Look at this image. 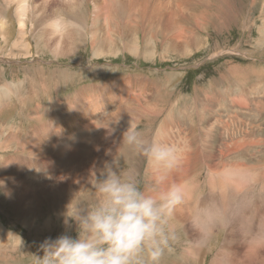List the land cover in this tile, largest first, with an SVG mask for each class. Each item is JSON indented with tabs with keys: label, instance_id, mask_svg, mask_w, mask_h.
<instances>
[{
	"label": "rangeland",
	"instance_id": "1",
	"mask_svg": "<svg viewBox=\"0 0 264 264\" xmlns=\"http://www.w3.org/2000/svg\"><path fill=\"white\" fill-rule=\"evenodd\" d=\"M98 1L94 4L86 0H0V21L7 23V28L0 34V98L8 93L5 106L0 108V137L5 136L0 140V146H11L13 142L7 152L0 150V161L7 164V167L0 166V179L10 178L7 189L11 192L10 197L0 194V264H31L29 254L37 253L45 239L55 240L66 232L75 237L76 224L67 215H71L73 207L80 201L94 202L97 171L105 161L115 157L123 170H135L146 190L153 184L156 177L144 157L129 151L126 146L120 150L113 140L103 151L99 133L95 137V140L100 138L97 142L92 137H85L80 142L83 144L71 154L69 146V149L63 147L57 151L60 156L51 154L48 158L14 151L31 147L27 136L36 140L32 134L34 122L50 112L49 117L56 114L54 106H58L63 117L77 115L81 110L77 100L73 109L68 101L86 87L89 88L87 98L88 92H92L93 99L100 94L97 89L103 91L95 102L107 107L105 115L110 119L116 117L118 123L134 121L135 112L131 109L126 110L129 115H122L111 107L116 100L112 93L119 92H112L114 87L124 86L121 93L126 91L133 76H142L144 82L152 83L155 91L152 97L157 99L154 104L158 107L151 113L156 122L149 120L150 113L147 117L144 114L136 127L149 138L177 143L188 160L182 161L179 169L160 185L163 192L168 186L178 184L185 193V198L177 205L185 219L182 223L174 220L176 213L173 210L171 221L175 225L171 222V228L176 239L173 251L165 256L163 264H264V99L261 103L258 98L259 89L264 85V0H180L186 5L183 9L156 0L154 3L159 1V8L170 16L164 18L159 12L158 20L147 25L151 31L149 37L140 33L143 44L137 57L124 51L115 56H95L94 52L103 37L108 44L126 45L130 36L126 32L124 37L119 35V23L124 26L128 22L138 28L150 23L148 6L144 2L131 5L126 18L114 10V5L113 8L110 6V0ZM135 7L141 14L137 21H133L136 16L130 13ZM109 10L111 14H107ZM58 12L75 19L79 27L73 24L64 31L49 27L48 21ZM106 15L111 18L106 19ZM182 18L188 19L181 24L179 19ZM96 19L105 26L113 21L116 33L112 28L105 36L93 37ZM159 19L163 26L169 24L168 20L170 24L179 20V25L190 29L189 32L176 30L170 34L176 44L188 45L187 55L174 47L164 58H144V40L147 38L155 37L159 53L162 52L164 41L157 35L162 26L158 24ZM165 35L166 38L168 34ZM196 37L201 38L197 45L194 44ZM121 78H125V82L120 81ZM13 85L19 86L18 89ZM255 87H258L256 97L243 94L244 88L255 92ZM233 90L236 93L242 91L245 112L234 109L242 107L240 99H235L231 93ZM127 91V102L130 98L142 97L140 92ZM233 101L235 103L229 108ZM63 103L65 109L62 111ZM81 125L83 129L94 127L93 119ZM111 127L110 124L103 125L101 131H110ZM240 133L245 134L244 143L236 141L241 138ZM229 134H235L236 139L228 143L225 139ZM83 147L90 148L88 155L77 156ZM247 168L253 173L251 176ZM178 174L182 175V181L178 180ZM23 182L27 186L21 187ZM221 216L223 220L220 219L217 226L210 229L201 226L203 220L212 222ZM13 235L21 238V247Z\"/></svg>",
	"mask_w": 264,
	"mask_h": 264
},
{
	"label": "clouds",
	"instance_id": "2",
	"mask_svg": "<svg viewBox=\"0 0 264 264\" xmlns=\"http://www.w3.org/2000/svg\"><path fill=\"white\" fill-rule=\"evenodd\" d=\"M72 25V19L60 12L48 21L56 31ZM121 142L146 159L156 177L153 184L146 190L135 170H123L115 157L105 161L97 171L94 202L80 201L67 215L76 224V236L66 232L55 240L45 239L37 253L29 254L31 264H163L173 251L172 213L185 193L178 184L163 192L160 185L179 169L184 149L163 138H149L131 123ZM0 166L7 164L0 161ZM8 179H0V194L6 197L11 196ZM14 237L21 247V238Z\"/></svg>",
	"mask_w": 264,
	"mask_h": 264
},
{
	"label": "bare ground",
	"instance_id": "3",
	"mask_svg": "<svg viewBox=\"0 0 264 264\" xmlns=\"http://www.w3.org/2000/svg\"><path fill=\"white\" fill-rule=\"evenodd\" d=\"M86 1H89L91 3H94V4H97L99 1L98 0H86ZM156 0H121V3L119 0H110V6H112L113 8V5L115 6L114 10H117V13L121 14L122 16H125L126 15V18H127V10H129L131 8V5H135V4H138V2H144L146 6H148L149 8V12L150 15H151V22L150 23H147L146 25L142 26L141 28H138L137 25H130V23H125L124 26L123 24L120 22L119 25H120V31H119V35H121L122 37H124V35H128L130 36L127 40V44L124 45V44H118V46L116 45H113V44H108L104 39L105 37H103V39H101L98 44V48L95 50L94 52V55L95 56H102V55H117L119 53H121L122 51L124 52H129L132 56L136 55V57L139 55L137 53V51L139 50V47L142 43L141 39H140V33L144 35H146L147 37H149V33L151 32L149 29L150 28H147V25H152L154 23V21L158 20L157 18L159 17L160 13L159 12H162V10L159 8L161 5L158 2L154 3ZM161 1V0H160ZM166 1L167 3L170 2L172 3V5H176L177 8H180V9H183L186 5H184L182 3V1L180 0H164ZM191 2H194L195 0H190ZM202 1V0H201ZM204 1V0H203ZM202 1V2H203ZM207 1V0H205ZM85 3V2H84ZM190 4V3H189ZM205 4V3H204ZM202 4V5H204ZM171 5V4H170ZM169 5V6H170ZM203 7V6H202ZM201 7V8H202ZM83 8V7H82ZM81 8V9H82ZM93 8V7H92ZM142 8V7H141ZM146 8V7H145ZM194 8V7H193ZM143 9V8H142ZM200 10V8L198 9ZM197 10V11H198ZM78 11V10H77ZM83 11V9L81 10ZM113 11V10H112ZM144 11V10H143ZM164 11V10H163ZM167 11V10H166ZM196 11V12H197ZM115 12V11H114ZM170 12V11H169ZM191 12V11H190ZM194 12V11H193ZM199 12V11H198ZM218 12V11H217ZM224 12V11H223ZM111 10H109V12L107 14H111ZM133 17H135V19L133 21H137V19H139L140 15L138 13V9L137 7H135V9H133L131 12ZM172 13V11H171ZM181 13V12H180ZM195 13V12H194ZM162 14L164 15V18H165V15L166 16H170L168 13H163ZM82 16H84L82 13H81ZM115 15V14H114ZM118 15V14H117ZM129 15V14H128ZM193 15V14H191ZM100 16H103V14L101 13L100 11ZM111 15H106V19L109 18ZM116 16V15H115ZM120 16V15H119ZM195 16V15H194ZM193 16V17H194ZM190 17V15H189ZM188 17V18H189ZM83 18V17H82ZM85 18V17H84ZM111 18V17H110ZM115 18V17H114ZM119 17H117L118 19ZM149 18V17H148ZM188 18H182V19H179L180 20V23L182 24L186 19ZM192 18V17H191ZM73 19V18H71ZM142 20V19H141ZM161 20V19H159ZM178 20V21H179ZM193 20V19H192ZM73 21V24L76 25L77 27H79V25L76 23V20H72ZM163 21L165 22V19H163ZM175 21V20H174ZM175 22V24H170L171 22L168 20L169 24H165V26H163V22L162 20L158 22L159 26H160V30L157 31V35H161L162 37V40L164 41L163 43V49H162V52L159 53V50H158V47L156 46V41L154 40L155 37H150V38H147L145 41V44H144V53H145V56L144 58H146L147 60H151V59H156L157 56H161L162 58H164L166 56V54L168 55L169 51H170V48L174 49V47L177 48V51H183V55L188 53L189 49L187 48L188 45L184 44V45H179L178 43L176 44V42L174 41L173 38H171L170 34H172L173 32H175L176 30L179 31V30H183V31H186V32H189L190 29L188 27H185L184 25H179V22ZM118 22V21H117ZM144 22V21H143ZM167 22V20H166ZM167 22V23H168ZM106 23V22H105ZM104 23V24H105ZM139 23V22H138ZM174 23V22H173ZM7 24L6 22H1L0 21V34H1V31H5V29L7 28L6 25ZM95 24H96V28L94 29V36L93 37H96L98 38L101 34H103V36H105V32L106 31H112L111 29L113 28V30L115 29L116 27V24L112 21V23H108V25H102L100 22H99V19H96L95 21ZM136 24V23H135ZM217 24V23H216ZM26 26V24H24V27ZM203 27L205 29H207V26L206 25H203ZM156 29V28H155ZM193 31V30H191ZM126 32V34H125ZM3 33V32H2ZM114 33L115 30H114ZM165 34H168L167 37L165 38ZM4 35V34H3ZM142 36V37H143ZM196 36V35H195ZM92 37V38H93ZM101 38V37H100ZM104 40V42H103ZM117 40V39H116ZM201 38H197L194 40V44L197 45L199 44ZM92 42V41H91ZM93 42L96 43V40H94ZM261 43V42H260ZM143 44V43H142ZM123 49V50H122ZM141 53V52H140ZM180 53V52H179ZM187 55V54H186ZM185 55V56H186ZM177 56V55H176ZM103 58V57H102ZM140 58V56H139ZM237 69V68H235ZM236 72V70H235ZM242 72V71H241ZM261 72V71H260ZM179 74V73H178ZM234 74V72H233ZM243 74V73H242ZM245 74V73H244ZM259 74V73H258ZM181 76V74H179ZM232 75V74H231ZM171 76V75H170ZM243 76V75H242ZM246 77V76H245ZM259 77V75H258ZM172 79H174L173 75H172ZM237 79V78H236ZM259 79V78H258ZM120 81L122 82H125V78H121L119 79ZM136 80H138V83L136 82ZM230 80V79H229ZM130 84L128 85L127 84V90L128 89H131L133 92H136V93H139L141 94V99L140 98H136V97H133V98H130L129 101L127 102L128 98H129V92L126 90V91H122L121 88H124L120 86H115L113 91L112 92H116L117 90H119V92H116V93H112V95L114 96V98L116 99L115 101H113L112 103V108L113 109H116L115 111H118L120 114L122 115H129V112H126V110L128 109H131L133 112H135L133 115H135V118H134V121H130V120H122V121H119L118 123V120L116 117L115 118H112L110 119L108 115H105L108 111V109H106L107 107L106 106H102L101 104L102 103H96L95 100L97 97H99L101 94H104L103 91L101 89H97V93H100L99 95H97L96 97H94L92 99V92H88V98H91L92 100L90 101L87 97H86V92H87V89H89L88 87H86V89H83L81 91H78V93L76 94V96H73L72 99H69L68 101V104H69V107L70 109H73L75 108L73 103L75 104V100H77L78 104L80 105L81 107V110L80 112L75 115V114H72V115H69L66 116V117H63L62 115L59 114L60 110L57 109V107L55 108V106L53 107V109L56 111V114H54L53 116L49 117L50 114H52V112H50V114L48 116H45L44 118H40L39 120H37V122H34L35 126L33 127V136L36 140L32 139L30 136H27V141L28 143L31 145V147H26L25 149H22V151L20 149H15L14 151L16 153H20L22 152V154H26V155H29V156H34L35 158L36 157H49L47 155H51V154H54L53 157L55 156H60L59 155V152L57 151H60L61 148L65 147L67 148L68 146L70 147V151L69 154L71 153H74L76 151V149L78 148V146L81 144L80 142L82 140H84L85 137H92V139H94L95 142H97L100 138H98V140H95V137H96V134L98 135H101L102 139H103V144L101 145V149L103 151L107 150V147H109L110 144H112V140L113 142H115L117 144V147L120 149V150H123L124 148V145L122 144L121 142V139H122V135H123V129L126 131V129L129 127V123L133 124V125H138L139 121L143 120L144 117H147L146 114L148 115L150 113V116H151V113H153V111H157L158 107L155 108V104H154V100L152 97L153 95H155V91L152 89V83H150L149 81L147 82H144L143 80V77L142 76H133V78L131 77V80H130ZM140 81V82H139ZM143 81V82H142ZM151 81V80H150ZM173 81V80H172ZM238 81V80H237ZM119 83V82H118ZM169 84H171V82L169 81L168 82ZM225 83V82H224ZM239 83V82H238ZM237 83V84H238ZM242 83V81H241ZM246 83V82H245ZM243 84V83H242ZM120 85V84H119ZM123 85V84H121ZM139 86V88L137 86ZM167 85V84H166ZM236 85V84H235ZM239 85V84H238ZM91 86V85H90ZM89 86V87H90ZM136 86V87H135ZM14 88H17L15 85H13ZM135 87V88H134ZM154 88V87H153ZM109 89V88H108ZM245 90H243V94H246L249 96H254L256 97L257 96V92H258V87H255V92L254 90H249V89H246L244 88ZM238 92V91H237ZM259 94H262L261 96L258 94V98L261 102L263 98V94H264V85L262 86V88L259 89ZM120 93V95L118 96V94ZM135 93V94H136ZM229 93V92H227ZM231 93L233 95H235V99L238 100V98L240 99V102H241V107H234V109H236L237 111H244L246 110V106L242 105L244 104L241 97H244V95L242 94V91H240L239 93H236V91H231ZM16 94H18V91L16 90ZM107 95V93L105 94ZM138 95V94H137ZM222 95V94H221ZM16 96V95H15ZM139 96V95H138ZM230 96V95H228ZM227 97V96H226ZM107 98V97H106ZM136 98V100L134 99ZM229 98V97H228ZM8 99V93H6L3 97L0 98V108H3L6 104V101ZM247 99V98H246ZM86 101V102H83V101ZM258 100V99H257ZM251 101V100H250ZM104 102V100H103ZM158 102V101H157ZM160 102V101H159ZM248 102V101H247ZM258 102V101H257ZM60 103V102H59ZM235 103V101H233V103L231 102V104L229 105V108L231 105H233ZM262 103V102H261ZM76 104V105H78ZM118 104V105H117ZM213 104V103H212ZM254 104V103H253ZM63 107H62V111L65 109V105L64 103L62 104ZM75 105V106H76ZM158 105V104H157ZM108 106V105H107ZM61 107V106H60ZM79 107V109H80ZM252 108V107H251ZM69 109V110H70ZM77 109V107H76ZM130 110V111H131ZM249 110V109H248ZM263 110V108H262ZM74 111V110H73ZM235 111V110H234ZM254 112L257 111V110H253ZM69 112V111H68ZM75 112V111H74ZM84 114H83V113ZM114 112V111H113ZM117 112V113H118ZM245 112V111H244ZM249 112V111H248ZM63 113V112H62ZM65 113V112H64ZM112 113V112H111ZM67 114V113H66ZM145 116L143 117L142 115ZM56 115V116H55ZM68 115V114H67ZM245 115V114H244ZM255 115V113H254ZM76 116V118H75ZM149 116V115H148ZM153 116H151L149 118V120L152 119ZM225 117V115H224ZM93 119V123H94V127L91 126V127H87V128H84L82 127L81 123L88 120V119ZM121 118V117H119ZM124 118V117H123ZM132 118V117H131ZM154 118V117H153ZM245 118V117H244ZM148 119V118H146ZM158 119V118H157ZM200 119V118H199ZM32 120V119H31ZM156 122V118L154 120ZM153 121V122H154ZM240 121V120H239ZM250 121V120H249ZM172 122V120L170 121ZM215 123V122H214ZM213 123V124H214ZM107 124H110L112 125V130L110 131H105V132H102L101 131V127L103 125L107 126ZM216 124V123H215ZM232 124V123H231ZM252 125V124H251ZM263 125V124H262ZM84 126V125H83ZM90 126V125H89ZM215 126V125H214ZM220 126V125H219ZM86 127V126H85ZM138 127V126H137ZM29 129V128H28ZM45 130V131H44ZM168 130V128H167ZM32 131V130H30ZM104 131V130H103ZM194 131V130H193ZM214 131V130H213ZM256 132V131H255ZM61 133H63V136L61 137ZM213 133V132H212ZM168 134V133H167ZM170 134V133H169ZM66 135V136H65ZM215 135V134H214ZM230 135V134H229ZM235 134H233L232 136L230 135L227 139H225L226 141H228V143L235 138L234 136ZM212 136V135H211ZM240 136L241 138H235L236 141H238L239 143H242L243 141H245V134L243 133H240ZM3 137L5 136H2L0 137V140L3 139ZM215 137V136H214ZM169 138V136H168ZM226 138V137H225ZM14 139H15V136H14ZM89 139V138H88ZM10 141H12L11 139H9ZM8 140V142H10ZM263 140V139H262ZM90 141V140H89ZM88 141V144H86V146L88 147L90 142ZM213 141V140H212ZM221 141V140H220ZM252 141V140H251ZM250 141V143H251ZM7 142V143H8ZM83 142V141H82ZM248 142V141H247ZM246 144L249 146V142ZM253 142V141H252ZM93 144V142H91ZM244 143V142H243ZM11 144V142H10ZM13 144V142H12ZM11 144V146H0V150H3V149H10L13 145ZM83 144V143H82ZM81 144V145H82ZM245 144V146H246ZM263 144V143H262ZM8 145V144H7ZM226 145V144H225ZM93 146V145H91ZM223 146V145H222ZM230 146V145H229ZM246 146V147H248ZM77 147V148H76ZM87 147H83L82 149H78L80 151V153H77V156L78 155H81V156H85L90 150V148H87ZM214 148V147H213ZM35 149V150H34ZM69 149V148H67ZM115 149V148H114ZM120 150H117L120 151ZM36 151V152H34ZM72 151V152H71ZM4 152H7L4 151ZM67 152V153H68ZM114 152V151H113ZM112 152V153H113ZM263 152V151H262ZM91 153V157H92V152ZM105 153V152H104ZM191 153V152H190ZM189 153V154H190ZM65 154V152H64ZM238 154V153H237ZM14 155V154H13ZM16 155V154H15ZM23 155H19V157H23ZM88 155V154H87ZM192 155V154H191ZM191 155H188V156H191ZM244 156H246L245 154H243ZM264 155V153H263ZM4 155H2L1 157H3ZM6 156V155H5ZM8 156V155H7ZM17 156V155H16ZM242 156V155H240ZM243 156V157H244ZM253 156V155H251ZM26 157V156H24ZM87 157V156H86ZM192 157V156H191ZM235 157V156H234ZM233 157V158H234ZM238 157V156H236ZM255 157V156H254ZM232 158V160H233ZM247 158V157H246ZM252 158V157H251ZM257 158V156H256ZM52 159V158H51ZM194 159V158H193ZM80 160H82V158L80 157ZM187 160V159H186ZM185 156L183 157L182 161H184L185 163ZM232 160H230L232 162ZM236 160V159H234ZM238 160V159H237ZM239 160H241V158H239ZM256 160V159H254ZM188 161V160H187ZM222 161V160H221ZM242 163H243V160H241ZM240 161V162H241ZM245 161V160H244ZM235 162V161H234ZM240 162L238 161V165H241ZM221 163V162H220ZM230 163V162H229ZM253 163V162H252ZM183 164V163H182ZM236 164V162H235ZM234 164V165H235ZM245 164V163H244ZM242 164V165H244ZM232 165V164H231ZM150 166V165H149ZM248 166V165H247ZM7 167V166H6ZM184 167V165H183ZM225 167V166H224ZM229 167V166H228ZM232 167V166H231ZM239 167V166H238ZM246 167V165H245ZM149 168V167H148ZM151 168V166H150ZM182 168V167H181ZM227 168V167H225ZM234 168V167H233ZM152 169V168H151ZM228 170V169H227ZM236 170H239V169H236ZM250 168L248 169L247 168V171L248 173H252L251 171H249ZM179 171V170H178ZM183 171V169L181 170ZM188 172V170H187ZM241 172V171H240ZM150 173V171H149ZM175 173V172H174ZM182 173V172H181ZM237 173V172H236ZM247 173V174H248ZM151 174V173H150ZM173 174V173H172ZM229 174V172H228ZM242 174V173H241ZM248 174V175H249ZM253 174V173H252ZM4 175V174H3ZM190 175V174H189ZM225 175V174H224ZM240 175V174H239ZM261 175V173H260ZM174 176V175H173ZM251 176V174L249 175ZM259 176V175H257ZM178 180L179 181H182V175L181 177L179 176V174L177 175ZM187 178V177H186ZM228 178V177H226ZM232 178V177H231ZM173 179V178H172ZM243 180V179H241ZM175 181V180H174ZM235 181V180H234ZM249 181V180H248ZM256 181V180H255ZM237 182V181H236ZM247 182V181H246ZM21 183V182H20ZM27 186V184L25 182L22 183V185H20L21 187H24V186ZM239 185V184H237ZM82 186V185H79V187ZM198 186V185H197ZM196 187V186H195ZM237 187V186H236ZM198 188V187H197ZM236 189V188H235ZM238 189V187H237ZM251 191V190H250ZM220 193V192H219ZM187 196V195H186ZM175 210V215L176 218L174 217L173 219L176 221H178L179 223L181 221H184L183 219V215H182V212H181V208L176 206L174 208ZM258 211V210H257ZM174 212V211H173ZM235 211H233L234 213ZM235 214V213H234ZM229 216V215H228ZM225 217V216H223ZM231 217V216H230ZM234 218V217H233ZM222 219V216L220 218H218L216 221H212V222H209V221H205L203 220L202 221V224L201 226L203 227H207L210 229L211 226H217L218 224H216L217 222H219V220ZM232 219V218H231ZM223 220V219H222ZM172 222V221H171ZM174 223V222H172ZM182 223V222H181ZM204 223H206L207 225H204ZM224 223V222H223ZM178 224V223H177ZM176 224V225H177ZM222 224V223H221ZM175 225V223H174ZM173 226V225H172ZM179 226V225H178ZM202 227V228H203ZM207 228V229H208ZM206 229V228H205Z\"/></svg>",
	"mask_w": 264,
	"mask_h": 264
}]
</instances>
